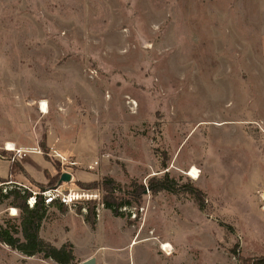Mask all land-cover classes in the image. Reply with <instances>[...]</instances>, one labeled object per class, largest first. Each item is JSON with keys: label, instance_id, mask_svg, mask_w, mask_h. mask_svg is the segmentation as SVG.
Wrapping results in <instances>:
<instances>
[{"label": "rangeland", "instance_id": "rangeland-1", "mask_svg": "<svg viewBox=\"0 0 264 264\" xmlns=\"http://www.w3.org/2000/svg\"><path fill=\"white\" fill-rule=\"evenodd\" d=\"M6 142L28 149L12 174ZM1 154L7 190L87 195L49 205L39 228L74 264L264 257V0H0ZM164 174L181 190H145L139 206L125 194ZM104 177L131 201L120 216L86 187ZM5 193L0 227L18 225ZM0 264L56 263L0 243Z\"/></svg>", "mask_w": 264, "mask_h": 264}, {"label": "trees", "instance_id": "trees-1", "mask_svg": "<svg viewBox=\"0 0 264 264\" xmlns=\"http://www.w3.org/2000/svg\"><path fill=\"white\" fill-rule=\"evenodd\" d=\"M42 147H44V145H42ZM15 162L10 163L8 174H12V170H14L15 167H19ZM0 180H2V177H0ZM95 186H99L103 190L102 204L114 215L120 216L121 208L131 206L129 198L119 196L118 194L115 195V192L117 190L121 192L122 188L112 178L104 177L99 183L93 182L86 184L87 188H93ZM129 186H131L133 190L125 192V194L129 195L138 206L141 204L142 195L145 190H148L152 195L162 190L170 192L181 190V187H177L175 181L169 178L167 174H164L160 178H150L146 185L132 181ZM189 192L193 194L195 202L201 209L202 201L200 198L198 199V197H196V194L199 196L201 193L195 188H191ZM29 195L30 193L28 191L21 188H11L6 190V193L3 194L6 198H12L10 205L19 209L21 216L18 225L13 223L5 227H0V243L18 250L26 256L40 254L43 259H52L56 264H74L75 257L73 254V245L71 243H66L61 247H55L39 236V228L44 218L45 210L49 205L44 204L42 197L39 195L36 197L33 207H29L26 203ZM59 205L63 206L62 204ZM84 220L91 227H94L95 210L93 207L88 208ZM19 233L21 237L18 236ZM236 258L241 260L243 264H264V257L242 258L237 255Z\"/></svg>", "mask_w": 264, "mask_h": 264}, {"label": "built area", "instance_id": "built-area-1", "mask_svg": "<svg viewBox=\"0 0 264 264\" xmlns=\"http://www.w3.org/2000/svg\"><path fill=\"white\" fill-rule=\"evenodd\" d=\"M11 148L7 145V142L1 147V151L9 155L10 158L8 160L10 162H15L16 160L15 156L13 155L14 153H16L17 156H19L20 154L26 155L27 153V151H19V149L15 148L14 146ZM0 158L6 159L3 154L0 155ZM74 164L75 163H70V165L72 166ZM2 184L3 183H0V188L3 192H6L7 186L9 185V183L7 182V184L4 185V187H2L3 186ZM18 188L24 189L30 193V195L28 196L26 200V203L29 207H33L36 201V197L39 195L42 197L43 202L46 205H51L53 203H59L65 206H71L83 200L84 198H88L87 195L83 192L74 191L72 189L63 190L61 189L62 187L59 185L55 187L46 188V189H40L39 192L32 191L31 189L25 186H20ZM262 201H263L262 209L264 210V196L262 197Z\"/></svg>", "mask_w": 264, "mask_h": 264}, {"label": "bare ground", "instance_id": "bare-ground-1", "mask_svg": "<svg viewBox=\"0 0 264 264\" xmlns=\"http://www.w3.org/2000/svg\"><path fill=\"white\" fill-rule=\"evenodd\" d=\"M40 111L42 113H46L47 112V107H46V104L45 103H42L41 104V107H40ZM10 148L13 147L14 145H11V144H7ZM15 147V146H14ZM16 148V147H15ZM12 149V148H11ZM19 151H27L28 149L26 148H18ZM29 152L31 153H38L39 151L38 150H35V149H31ZM189 176H192L193 178H197V170L195 168H192L189 172ZM161 249L165 252V253H170L172 247L170 246V244L168 243H163L162 244V247Z\"/></svg>", "mask_w": 264, "mask_h": 264}, {"label": "water", "instance_id": "water-1", "mask_svg": "<svg viewBox=\"0 0 264 264\" xmlns=\"http://www.w3.org/2000/svg\"><path fill=\"white\" fill-rule=\"evenodd\" d=\"M70 179H71V175L69 173L64 172L61 174L60 182L70 181ZM80 264H94V259H89L87 261L81 262Z\"/></svg>", "mask_w": 264, "mask_h": 264}]
</instances>
